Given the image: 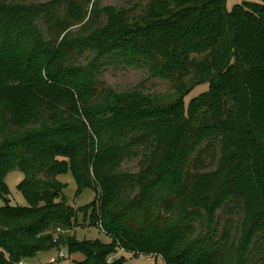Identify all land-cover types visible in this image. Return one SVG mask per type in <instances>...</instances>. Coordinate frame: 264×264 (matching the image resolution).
<instances>
[{"label":"trees","instance_id":"obj_1","mask_svg":"<svg viewBox=\"0 0 264 264\" xmlns=\"http://www.w3.org/2000/svg\"><path fill=\"white\" fill-rule=\"evenodd\" d=\"M255 1L229 11L226 0H0V264L59 246L81 253L77 264H123L108 262L118 249L165 264H264V0ZM111 63L168 79L176 99L104 85ZM133 158L138 171L121 170ZM12 170L25 206L5 199ZM67 172L75 196L100 189L98 205L79 211L110 243L55 237L77 226L57 179Z\"/></svg>","mask_w":264,"mask_h":264},{"label":"rangeland","instance_id":"obj_2","mask_svg":"<svg viewBox=\"0 0 264 264\" xmlns=\"http://www.w3.org/2000/svg\"><path fill=\"white\" fill-rule=\"evenodd\" d=\"M28 3H41L49 0H22ZM127 0H101L102 5H114V6H124ZM255 0H226V9L232 10L239 5H246L247 3H255ZM139 10L137 9V12ZM85 55L79 58L80 64H86L87 61ZM99 80L103 82L104 85L110 86L117 92H125L133 89H139L144 94H156L159 96L160 103L172 102L176 99L170 81L165 78H152L149 77L146 70L142 68L127 67L119 65L116 63H111L105 67L100 72L98 76ZM207 85H199L195 87L184 100L185 105L188 101L199 95L200 93L207 90ZM61 159V158H60ZM67 162H69L67 160ZM121 170L129 172L138 171V158H133L125 160L121 164ZM23 179V174L18 170H12L5 178L9 194L5 196L6 201L10 205L25 206L27 205L26 200L22 194L18 191L17 185ZM58 181L65 186L63 192L69 201L70 205L74 210L77 211V220L73 229L63 230L61 227L60 235L74 237L77 242H82L83 240H98L101 243H110V238L101 231L99 227H90V211L86 214L79 211L93 202L98 205V197H100V189L92 188L83 190L78 196H75L76 185L72 179L71 173L67 172L61 174L57 177ZM3 201L0 199V205ZM228 214L225 212H219L218 217L222 223ZM237 217L235 218V224L232 229L231 236H235L238 232ZM52 231V230H51ZM54 231V230H53ZM56 237L57 231H54ZM61 254V256H60ZM124 257L123 264H165L161 257L154 256L152 254H134V252H128L124 249H118L116 254L111 256V261ZM84 259V256L77 252L74 254L68 253V248L66 246L53 247L49 250L42 251L36 254L35 257L23 260L24 264H77Z\"/></svg>","mask_w":264,"mask_h":264},{"label":"built area","instance_id":"obj_3","mask_svg":"<svg viewBox=\"0 0 264 264\" xmlns=\"http://www.w3.org/2000/svg\"><path fill=\"white\" fill-rule=\"evenodd\" d=\"M56 231H57V233H61V230H60V229H57ZM60 256H61V254H60ZM111 259H112V258H109V259H108V262H110ZM17 264H24V263H23V261H21V262H19V263H17Z\"/></svg>","mask_w":264,"mask_h":264}]
</instances>
